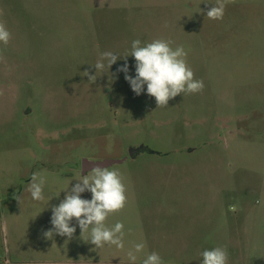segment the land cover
Listing matches in <instances>:
<instances>
[{
  "label": "rangeland",
  "instance_id": "1",
  "mask_svg": "<svg viewBox=\"0 0 264 264\" xmlns=\"http://www.w3.org/2000/svg\"><path fill=\"white\" fill-rule=\"evenodd\" d=\"M214 3L0 0L11 33L0 43V264H130L136 243V264L153 251L163 264H200L215 247L228 264H264V0H227L221 20L206 17ZM135 39L183 45L203 90L157 108L117 71L127 62L135 77L134 57L96 73L100 53L123 58ZM141 145L165 155L108 167L126 186L124 208L105 221L124 224L123 250L95 249L75 218L71 239L43 235L83 159L120 160ZM33 173L43 201L27 191Z\"/></svg>",
  "mask_w": 264,
  "mask_h": 264
},
{
  "label": "clouds",
  "instance_id": "2",
  "mask_svg": "<svg viewBox=\"0 0 264 264\" xmlns=\"http://www.w3.org/2000/svg\"><path fill=\"white\" fill-rule=\"evenodd\" d=\"M227 0H215V3L206 12V17L211 20L223 19ZM201 11V10H200ZM11 39V33L5 23L0 22V43L5 46ZM173 41L155 39L152 42L142 44L140 39L131 43V50L123 58L111 51L99 54L93 65L96 73H107L118 59L132 56L135 59V77L128 75L127 62L118 68V72L125 73V79L129 82L132 91L140 95L145 91L154 97L157 108L168 107L169 101L180 94H195L204 88L202 80L194 78L193 70L187 64V55L183 45L173 49ZM88 80L94 83L97 75L83 72ZM44 179L38 178L33 173L27 191L33 201H43ZM65 198L58 206L52 207V229L44 232V236L51 240L54 235H60L71 239L76 232L72 226L73 218L81 230V235L88 233L86 242H90L95 249H102L105 245L115 246L119 250L124 249V224L116 222L108 227L105 221L109 215L122 210L126 204V186L124 178L119 170L96 167L91 174L79 175L76 183L64 190ZM91 193V199H83L81 194ZM21 201L22 196L16 197ZM144 243H136L126 252L130 264H136L138 254L144 251ZM200 264H228V253L223 247L205 249L201 253ZM141 264H163L162 258L157 252L146 254Z\"/></svg>",
  "mask_w": 264,
  "mask_h": 264
},
{
  "label": "water",
  "instance_id": "3",
  "mask_svg": "<svg viewBox=\"0 0 264 264\" xmlns=\"http://www.w3.org/2000/svg\"><path fill=\"white\" fill-rule=\"evenodd\" d=\"M144 153L161 154V153H158V152H155V151L149 149L148 147H146L144 145H141L138 147L130 148L128 157H125L124 159H120V160L93 161V160H89V159H83L82 163H81L82 174L86 175L87 173H89L90 171H92L96 167L108 168V167L113 166L115 164H121L129 158L135 159L136 157H138L139 155H142Z\"/></svg>",
  "mask_w": 264,
  "mask_h": 264
},
{
  "label": "crops",
  "instance_id": "4",
  "mask_svg": "<svg viewBox=\"0 0 264 264\" xmlns=\"http://www.w3.org/2000/svg\"><path fill=\"white\" fill-rule=\"evenodd\" d=\"M161 154H162V155H165V154H163V153H161ZM139 156H141V155H139ZM139 156H138V157H139ZM127 160H128V159H127Z\"/></svg>",
  "mask_w": 264,
  "mask_h": 264
}]
</instances>
